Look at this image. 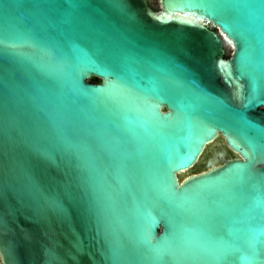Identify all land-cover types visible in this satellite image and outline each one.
<instances>
[{
    "label": "water",
    "instance_id": "1",
    "mask_svg": "<svg viewBox=\"0 0 264 264\" xmlns=\"http://www.w3.org/2000/svg\"><path fill=\"white\" fill-rule=\"evenodd\" d=\"M209 2L158 0L156 7L153 0H132L136 22L118 28L106 0H85L78 11L67 0L41 9L36 0H0V28L10 26L31 41L22 56L11 58L17 83L53 102L46 111L33 109L40 123L55 134L48 113L63 101L70 116L122 135L143 173L141 184L121 190L118 172L100 168L99 194H116L110 224L98 230L95 219L86 220L65 196L61 153L41 144L53 163L20 150V163L6 161L0 174L12 185L0 198V264H150L147 249L133 237L145 228L154 242L166 237L158 207L165 174L177 187L202 186L193 213L220 218L228 264H264V188L253 187L264 175V0H233L228 19L235 35L208 14ZM79 14L92 17L87 34L66 22ZM50 45L68 64L66 78L50 74L43 51ZM101 93H110L104 103L97 100ZM251 97L245 107L244 98ZM182 173L189 175L182 179ZM54 200L65 213L50 206ZM46 249L59 259L49 260Z\"/></svg>",
    "mask_w": 264,
    "mask_h": 264
},
{
    "label": "snow or ice",
    "instance_id": "2",
    "mask_svg": "<svg viewBox=\"0 0 264 264\" xmlns=\"http://www.w3.org/2000/svg\"><path fill=\"white\" fill-rule=\"evenodd\" d=\"M55 0H36L34 7L41 9L50 6ZM74 11L85 7V0H67ZM132 0H106V5L111 9L115 24L114 27L123 28L122 21L127 24L136 22L135 14L131 9ZM211 9L208 13L213 16L222 29L230 35H235L229 15L236 5L233 0H210L205 5ZM67 23L75 24L85 34L90 30L92 17L88 14H79L69 18ZM227 39V37H225ZM182 37H178L176 45L181 48ZM31 42L28 36L14 32L10 26L0 28V174L5 170V162L19 164L16 159L20 150L31 151L45 160L55 163L53 153L47 148H41V144L51 146L61 153L65 176L68 177L64 185L65 196L81 211L86 220L95 219L98 230L101 226L106 231L110 224L109 210L114 199L115 190L104 191L101 196L97 190L95 176L100 168L104 172L113 169L120 176V188L123 190L132 183H142V170L136 156L124 148V137L113 130L99 131L95 126L80 121L68 112L67 105L61 101L49 112V118L55 124V134H51L40 123L37 111H46L47 105L53 103L50 99L33 95L28 89L17 83V73L11 64L12 57L22 56L21 48L24 43ZM181 50H183L181 48ZM49 57L48 65L50 74L58 79L69 75V67L66 61L59 57L54 45L43 48ZM171 62V57H168ZM111 76L112 72H107ZM110 88L115 87L109 81ZM122 95L127 91L121 89ZM238 94V93H237ZM110 97L104 93L97 95V100L104 103ZM247 107L256 97L244 98ZM31 104V106H30ZM233 144L240 148L239 144ZM255 153V149H250ZM264 155V149L261 150ZM255 155L249 157L245 167H250ZM58 167L60 165H57ZM177 163L176 167H183ZM88 175L85 177L84 170ZM161 190L164 192V203L159 207L160 218L165 221L167 227L166 237L153 241L150 229H143L133 239L138 245L147 249V259L150 264H228V255L225 248V240L222 232V221L214 215H201L199 211L193 213V205L197 202L202 186L193 185L177 187L169 181L165 174L160 178ZM5 186L12 189L0 180V198L5 195ZM79 190V194L73 188ZM111 187V186H109ZM253 187L264 188V175L254 180ZM147 195V193H145ZM61 213L65 209L57 200L49 202ZM39 211V210H37ZM152 223H158L155 216L148 213ZM4 221L0 218V224ZM198 227L192 229L191 224ZM11 256V252L6 253ZM45 256L49 260H58L59 257L52 249L45 250Z\"/></svg>",
    "mask_w": 264,
    "mask_h": 264
},
{
    "label": "bare ground",
    "instance_id": "3",
    "mask_svg": "<svg viewBox=\"0 0 264 264\" xmlns=\"http://www.w3.org/2000/svg\"><path fill=\"white\" fill-rule=\"evenodd\" d=\"M215 147H212V150L214 149ZM218 162V160H217ZM189 175V173H182V179H185L187 176Z\"/></svg>",
    "mask_w": 264,
    "mask_h": 264
},
{
    "label": "rangeland",
    "instance_id": "4",
    "mask_svg": "<svg viewBox=\"0 0 264 264\" xmlns=\"http://www.w3.org/2000/svg\"><path fill=\"white\" fill-rule=\"evenodd\" d=\"M153 3L156 7H159V3H158V0H153Z\"/></svg>",
    "mask_w": 264,
    "mask_h": 264
}]
</instances>
